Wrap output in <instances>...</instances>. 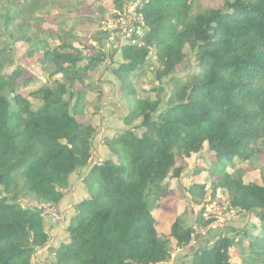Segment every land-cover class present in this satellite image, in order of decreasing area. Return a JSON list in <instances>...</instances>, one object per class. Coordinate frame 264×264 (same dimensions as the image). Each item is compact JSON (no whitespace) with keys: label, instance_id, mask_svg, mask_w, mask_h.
Returning <instances> with one entry per match:
<instances>
[{"label":"trees","instance_id":"16d2710c","mask_svg":"<svg viewBox=\"0 0 264 264\" xmlns=\"http://www.w3.org/2000/svg\"><path fill=\"white\" fill-rule=\"evenodd\" d=\"M2 1L0 29L9 32V43L0 45V264H33L50 237L28 201L58 208L72 176L91 166L98 132L86 117L87 93L105 57L92 46L76 47L75 37L51 46L27 19L26 5L18 9L11 0L5 8ZM123 1L116 0L119 9ZM137 1L132 43L119 48L123 63L110 69L129 96L128 129L105 140L111 156L91 168L84 181L89 196L75 207L52 264H166L172 247L194 239L190 264H231L232 249L264 264V177L255 183L228 172L235 159L251 161L264 148V0H225L222 8L197 15L193 8L201 0ZM19 44L27 56L40 53L52 79L32 93L24 90L36 77L15 62ZM153 48L157 79L167 80L169 93L137 99L129 79L147 65ZM191 60L195 72L174 77ZM203 153L216 159L209 168L215 190L226 191L230 206L252 221L209 246L181 217L171 218L161 234L154 216L167 182L180 179L184 162ZM205 214L196 216L197 227L215 223Z\"/></svg>","mask_w":264,"mask_h":264},{"label":"rangeland","instance_id":"374dc122","mask_svg":"<svg viewBox=\"0 0 264 264\" xmlns=\"http://www.w3.org/2000/svg\"><path fill=\"white\" fill-rule=\"evenodd\" d=\"M9 3L11 4V0H3L2 6L9 8ZM17 3L18 9L22 5L29 8L30 13H27L26 17L38 26L37 35L41 38L40 40L55 46L65 39L75 37L76 47L83 49V47L92 46L95 53L100 57H105L104 64L91 74L89 82L91 88L87 93L89 104L85 109L86 117L97 128L96 150L98 143L106 134L115 133L117 137L126 131L128 127L124 123V118L129 112V96L125 91H121V82L111 73L110 69L123 63L121 54H117L119 48L132 43L130 38L135 30L134 22L138 20L136 14L138 1H123L121 9L117 7L116 0H17ZM224 3L225 0H201L194 5L193 15L212 8L220 9ZM144 33L145 30H142L139 33L140 37ZM8 35V31L4 28L0 29V45L9 43ZM135 43L140 44V40H136ZM27 51L28 48L19 44L15 46L14 57L15 62L26 68L25 76L36 77V82L29 89L24 90L26 93H32L52 79L40 65V53L34 52L35 55L27 56ZM149 59L147 65L130 76L131 88L135 89L137 99L145 97L153 100L166 99L169 93L168 84L167 80L157 79L156 74L160 63L154 48L151 49ZM195 70L196 62L191 60L179 68L174 77L182 78ZM54 79H58V76ZM160 88L164 92H159ZM140 123L136 121L135 125L139 126ZM260 151V155L248 162L235 159V162L228 167V172L239 171L245 180L260 183L264 177V148L262 145ZM215 164L216 159L212 155L203 153L184 162L185 171L180 179L167 182L169 190L162 198V209L154 211L161 234L168 233L171 218L173 220L181 217L193 227L197 235H202L201 241L209 242L207 244L209 246L212 244L211 239L230 234V230L241 229L248 222H252L247 214L230 206L226 191L215 190L213 178L209 174V168ZM193 189L195 195L191 194ZM203 209L206 211L207 219L211 216L215 219V223L207 228H199L195 224L196 216ZM197 245L194 239L184 248L172 247L171 259L166 264H190L192 254L198 248ZM251 263L248 254L242 255L241 251L232 249L231 264Z\"/></svg>","mask_w":264,"mask_h":264},{"label":"crops","instance_id":"0c3cea01","mask_svg":"<svg viewBox=\"0 0 264 264\" xmlns=\"http://www.w3.org/2000/svg\"><path fill=\"white\" fill-rule=\"evenodd\" d=\"M114 136L115 133L106 134V136L98 143V151L95 148L94 142V157L91 166L72 176L70 188L65 192L64 199L58 206L62 215V220L53 223L51 219L43 218L50 239L46 246L40 248L36 252L33 264H52L54 258L52 252L58 249L67 239L66 230L74 215L75 207L89 196L84 181L94 165L105 161L111 156V153L104 145V142L107 138H112Z\"/></svg>","mask_w":264,"mask_h":264},{"label":"built area","instance_id":"2783aa9c","mask_svg":"<svg viewBox=\"0 0 264 264\" xmlns=\"http://www.w3.org/2000/svg\"><path fill=\"white\" fill-rule=\"evenodd\" d=\"M137 5V4H136ZM144 26V25H143ZM143 30V27L138 28L135 33L139 35V33ZM134 33V31H133ZM132 33V34H133ZM29 205L37 210L43 218H49L53 223H57L62 220V215L57 207H55L52 203L48 202H39L36 200H29ZM205 217L207 218V215L205 214Z\"/></svg>","mask_w":264,"mask_h":264}]
</instances>
